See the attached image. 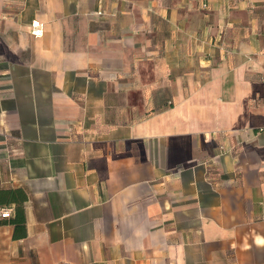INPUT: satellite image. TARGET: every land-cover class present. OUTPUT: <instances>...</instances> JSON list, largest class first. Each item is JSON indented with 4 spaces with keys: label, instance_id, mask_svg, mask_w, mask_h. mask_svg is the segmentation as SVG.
I'll use <instances>...</instances> for the list:
<instances>
[{
    "label": "crops",
    "instance_id": "obj_1",
    "mask_svg": "<svg viewBox=\"0 0 264 264\" xmlns=\"http://www.w3.org/2000/svg\"><path fill=\"white\" fill-rule=\"evenodd\" d=\"M1 207L0 264H264V0H0Z\"/></svg>",
    "mask_w": 264,
    "mask_h": 264
},
{
    "label": "built area",
    "instance_id": "obj_2",
    "mask_svg": "<svg viewBox=\"0 0 264 264\" xmlns=\"http://www.w3.org/2000/svg\"><path fill=\"white\" fill-rule=\"evenodd\" d=\"M40 22H32V28H31V32L35 35H38L41 32V28L39 26ZM11 212H12V208L11 207H1L0 208V217L4 218V217H10L11 216Z\"/></svg>",
    "mask_w": 264,
    "mask_h": 264
},
{
    "label": "trees",
    "instance_id": "obj_3",
    "mask_svg": "<svg viewBox=\"0 0 264 264\" xmlns=\"http://www.w3.org/2000/svg\"><path fill=\"white\" fill-rule=\"evenodd\" d=\"M24 217H23V209L21 205H17L16 206V215H15V223L17 225H19V222L23 221Z\"/></svg>",
    "mask_w": 264,
    "mask_h": 264
}]
</instances>
